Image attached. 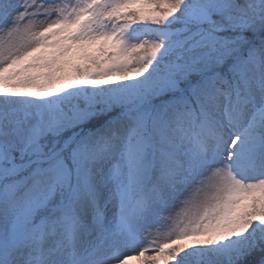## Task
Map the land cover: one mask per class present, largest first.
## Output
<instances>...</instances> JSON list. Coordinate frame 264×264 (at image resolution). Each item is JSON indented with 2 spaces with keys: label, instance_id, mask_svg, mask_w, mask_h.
<instances>
[{
  "label": "snow or ice",
  "instance_id": "obj_1",
  "mask_svg": "<svg viewBox=\"0 0 264 264\" xmlns=\"http://www.w3.org/2000/svg\"><path fill=\"white\" fill-rule=\"evenodd\" d=\"M0 264H264V0H0Z\"/></svg>",
  "mask_w": 264,
  "mask_h": 264
}]
</instances>
